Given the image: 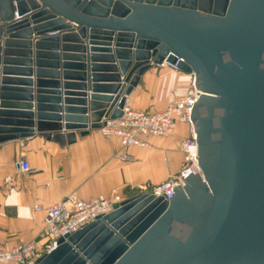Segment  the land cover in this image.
Listing matches in <instances>:
<instances>
[{"label": "water", "instance_id": "water-1", "mask_svg": "<svg viewBox=\"0 0 264 264\" xmlns=\"http://www.w3.org/2000/svg\"><path fill=\"white\" fill-rule=\"evenodd\" d=\"M164 62L195 75L203 174L115 203L36 264H264V0H0V143H74Z\"/></svg>", "mask_w": 264, "mask_h": 264}, {"label": "crops", "instance_id": "crops-1", "mask_svg": "<svg viewBox=\"0 0 264 264\" xmlns=\"http://www.w3.org/2000/svg\"><path fill=\"white\" fill-rule=\"evenodd\" d=\"M165 65L151 67L142 75L128 96L129 105L162 110L186 95L194 77L174 70L175 80L160 78L164 70H173ZM87 72V92L91 94L94 82L90 68ZM88 130L85 135L77 130V140L64 147L38 132L0 143V248L39 239L44 214L34 210L35 204L53 205L72 193L84 199L117 191L142 193L148 186L162 183L182 165L177 140L192 133L190 124L178 122L174 133L151 138L150 147L126 148L115 135ZM23 159L30 163L31 171L20 169Z\"/></svg>", "mask_w": 264, "mask_h": 264}, {"label": "built area", "instance_id": "built-area-1", "mask_svg": "<svg viewBox=\"0 0 264 264\" xmlns=\"http://www.w3.org/2000/svg\"><path fill=\"white\" fill-rule=\"evenodd\" d=\"M168 64L178 69L175 64ZM196 92L193 83L183 98L175 100L160 111L132 108L127 99L123 115L115 119L107 118V124L101 130L105 135L118 136L124 146H146L147 137L168 136L174 133L178 122L188 123L192 127L190 111L196 101ZM178 145L179 150L184 153L182 167L152 190L157 195H164L166 199H170L169 192L173 190L174 185L185 186L188 183L186 177L191 173L203 174L196 153L199 144L193 132L188 137L180 138ZM19 165L22 171H31L30 163L26 159L21 160ZM124 200L122 193L116 192L111 196L100 194L89 199L72 193L53 205H33L34 210L44 214V221L38 233L39 239L17 242L7 248H0V264H36V259L39 257L37 252L42 247L48 248L47 252L52 251L60 237L77 231L99 216L110 213L115 203Z\"/></svg>", "mask_w": 264, "mask_h": 264}, {"label": "rangeland", "instance_id": "rangeland-1", "mask_svg": "<svg viewBox=\"0 0 264 264\" xmlns=\"http://www.w3.org/2000/svg\"><path fill=\"white\" fill-rule=\"evenodd\" d=\"M161 65V64H160ZM160 65H154V66H160ZM153 66V67H154ZM166 67L168 66V65H165ZM169 67V66H168ZM174 70H177V69H175V68H173V70H171V71H168V70H164L163 71V73L160 75V78H162V76H164L163 78H165V80H175L176 79V75H175V72H173ZM178 71V70H177ZM180 71V70H179ZM182 72V71H181ZM195 79V78H194ZM192 84H193V82H192V79H191V84H190V87L192 86ZM185 96V94L184 95H182V96H180V97H178V98H176V99H173L171 102H169L168 104H166L165 105V107L163 108V109H165L167 106H169V104L170 103H172V102H174L175 100H177V99H180V98H183ZM129 104V103H128ZM131 106V105H130ZM132 107V106H131ZM132 108H134V107H132ZM162 109V110H163ZM141 110H144V111H160V110H152V109H141ZM116 136V135H115ZM190 136V135H189ZM116 137H118V136H116ZM188 137V136H187ZM118 139H119V141H120V143L122 144V142H121V140H120V138L118 137ZM180 139V138H179ZM179 139L177 140V148L179 149V145H178V142H179ZM122 146H124L123 144H122ZM124 147H126V148H129L128 146H124ZM182 152V151H181ZM183 153V152H182ZM168 158H166V163H168ZM183 162H184V153H183ZM183 162H182V165H183ZM182 165H181V167H182ZM180 167V168H181ZM180 170V169H179ZM178 170V171H179ZM177 173V172H176ZM175 173H173L172 175H174ZM171 176V175H170ZM169 178V177H168ZM167 178V179H168ZM166 179V180H167ZM165 180V181H166ZM164 182V181H163ZM162 182V183H163ZM162 183H159V184H157V185H153V186H148L147 187V189H145L146 191H152L153 189H155L158 185H160V184H162ZM145 191V192H146ZM116 193H122V195H123V197L125 198V199H129V198H132V197H134V196H136V195H138V194H140L141 192L139 191V190H137V191H117ZM143 193V192H142ZM37 240V239H36ZM35 240V241H36ZM21 242H23V241H21ZM47 250H48V248H45V247H42V249H40V251H38L37 252V254H38V256H41L43 253H45V252H47Z\"/></svg>", "mask_w": 264, "mask_h": 264}, {"label": "bare ground", "instance_id": "bare-ground-1", "mask_svg": "<svg viewBox=\"0 0 264 264\" xmlns=\"http://www.w3.org/2000/svg\"><path fill=\"white\" fill-rule=\"evenodd\" d=\"M165 64H167V65H169L170 66V64H168V62H164L163 64H161V65H165ZM171 68H174V67H172V66H170ZM176 69V68H175ZM177 70H179V69H177ZM186 74H189V73H186ZM189 75H192L194 78H195V75H193V74H189ZM193 83H194V80H193ZM175 131V130H174ZM173 131V132H174ZM151 138H154V136H151V137H147L146 138V140L148 141L147 142V144H146V146H141V147H150V141H151ZM132 146H135V145H132ZM136 146H140V145H136ZM198 149V148H197ZM196 149V150H197Z\"/></svg>", "mask_w": 264, "mask_h": 264}]
</instances>
